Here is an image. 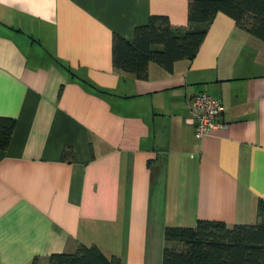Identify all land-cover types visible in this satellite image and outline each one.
Wrapping results in <instances>:
<instances>
[{
	"label": "crops",
	"instance_id": "crops-1",
	"mask_svg": "<svg viewBox=\"0 0 264 264\" xmlns=\"http://www.w3.org/2000/svg\"><path fill=\"white\" fill-rule=\"evenodd\" d=\"M189 0H0V264L96 245L161 264L166 227L258 223L264 210V42L217 13L195 57L146 79L115 69L112 38L151 15L187 26ZM205 92L221 126L194 136ZM64 150L71 159L63 157Z\"/></svg>",
	"mask_w": 264,
	"mask_h": 264
},
{
	"label": "trees",
	"instance_id": "trees-1",
	"mask_svg": "<svg viewBox=\"0 0 264 264\" xmlns=\"http://www.w3.org/2000/svg\"><path fill=\"white\" fill-rule=\"evenodd\" d=\"M219 12L264 42V0H189L185 27L151 15L145 25L135 28L132 41L114 35L113 66L137 79L147 78L149 63L171 72L175 62L195 57ZM13 125V120L0 119V150L8 146ZM62 155L71 159L70 151ZM259 215L261 221L251 224L199 221L193 227H166L161 264H264V210ZM46 264L123 263L117 256H105L96 245L79 244L73 253L51 254Z\"/></svg>",
	"mask_w": 264,
	"mask_h": 264
},
{
	"label": "built area",
	"instance_id": "built-area-1",
	"mask_svg": "<svg viewBox=\"0 0 264 264\" xmlns=\"http://www.w3.org/2000/svg\"><path fill=\"white\" fill-rule=\"evenodd\" d=\"M189 121L194 126V136L204 137L209 130L221 126L224 107L219 99L205 93H195L187 100Z\"/></svg>",
	"mask_w": 264,
	"mask_h": 264
},
{
	"label": "rangeland",
	"instance_id": "rangeland-1",
	"mask_svg": "<svg viewBox=\"0 0 264 264\" xmlns=\"http://www.w3.org/2000/svg\"><path fill=\"white\" fill-rule=\"evenodd\" d=\"M262 217V216H261ZM169 244V246H172V245H174L175 243H168Z\"/></svg>",
	"mask_w": 264,
	"mask_h": 264
}]
</instances>
